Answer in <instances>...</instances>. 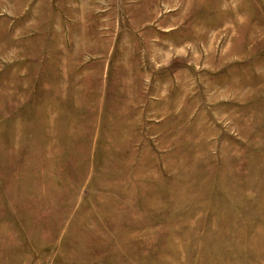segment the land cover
Returning <instances> with one entry per match:
<instances>
[{"label": "rangeland", "instance_id": "1", "mask_svg": "<svg viewBox=\"0 0 264 264\" xmlns=\"http://www.w3.org/2000/svg\"><path fill=\"white\" fill-rule=\"evenodd\" d=\"M0 264H264V0H0Z\"/></svg>", "mask_w": 264, "mask_h": 264}]
</instances>
